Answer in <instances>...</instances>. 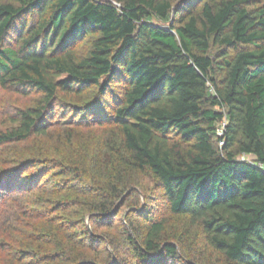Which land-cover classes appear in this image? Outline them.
<instances>
[{"label":"trees","instance_id":"16d2710c","mask_svg":"<svg viewBox=\"0 0 264 264\" xmlns=\"http://www.w3.org/2000/svg\"><path fill=\"white\" fill-rule=\"evenodd\" d=\"M113 86L119 149L74 212L80 166L76 187H47L38 157L0 160V264H201L184 255L193 228L223 264H264V0H0V89L41 94L0 129V147L46 135L60 94ZM134 173L183 219L172 239L139 209L143 178L124 181Z\"/></svg>","mask_w":264,"mask_h":264},{"label":"rangeland","instance_id":"374dc122","mask_svg":"<svg viewBox=\"0 0 264 264\" xmlns=\"http://www.w3.org/2000/svg\"><path fill=\"white\" fill-rule=\"evenodd\" d=\"M92 36H85L79 40L74 50L81 55L88 49ZM13 41V40H12ZM13 43V42H12ZM11 43V44H12ZM216 50L213 47L212 53ZM119 87L113 86L103 96L99 95L95 88L87 90L81 95L60 94L53 103V115L45 124L46 135H34L30 140L8 147H0V160L4 161L13 156H35L40 160L37 169L45 172L40 179V184L50 187L52 183L73 185L76 187L74 176L68 174L69 167L80 166L83 182L79 190L69 193L67 196L73 199L72 212L77 210V201L95 197V185L101 183L110 176V164L113 157L112 149H119L116 125L111 123L113 111L120 103ZM41 94L35 91L15 92L0 89V129L15 126L18 110L34 107ZM5 158V159H4ZM8 162L1 163L4 168ZM71 165V166H70ZM66 171L67 179L59 178L58 172ZM139 179L145 184V194H141L140 210H146L147 214L164 218L166 223V238L172 239L171 233L184 230L185 223L179 216L171 214L166 205V199L162 190L155 186L147 174H128L124 181L130 183ZM133 181V183H134ZM148 188V189H147ZM58 189V188H57ZM42 195V194H41ZM57 198V194L53 195ZM119 216L111 217L115 225L120 223V218L129 211L128 203L120 205ZM139 213H131V219L139 225ZM88 227L96 231L102 229L86 219ZM91 228V229H92ZM185 256L191 261H199L201 264H223V257L208 246L200 231L195 228L189 230L186 237ZM170 264H185L184 261H169Z\"/></svg>","mask_w":264,"mask_h":264}]
</instances>
